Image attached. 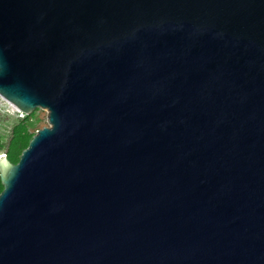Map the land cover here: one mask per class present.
<instances>
[{
    "label": "water",
    "instance_id": "obj_1",
    "mask_svg": "<svg viewBox=\"0 0 264 264\" xmlns=\"http://www.w3.org/2000/svg\"><path fill=\"white\" fill-rule=\"evenodd\" d=\"M0 264H264V0H0Z\"/></svg>",
    "mask_w": 264,
    "mask_h": 264
},
{
    "label": "rangeland",
    "instance_id": "obj_2",
    "mask_svg": "<svg viewBox=\"0 0 264 264\" xmlns=\"http://www.w3.org/2000/svg\"><path fill=\"white\" fill-rule=\"evenodd\" d=\"M45 118L46 111L43 109L35 108L25 115L12 110L8 103L0 98V157L10 164H15L24 150L23 144H28L36 130L47 127ZM1 190L0 183V192Z\"/></svg>",
    "mask_w": 264,
    "mask_h": 264
},
{
    "label": "bare ground",
    "instance_id": "obj_3",
    "mask_svg": "<svg viewBox=\"0 0 264 264\" xmlns=\"http://www.w3.org/2000/svg\"><path fill=\"white\" fill-rule=\"evenodd\" d=\"M8 105L12 108V110L17 111L12 105H10V104H8Z\"/></svg>",
    "mask_w": 264,
    "mask_h": 264
},
{
    "label": "trees",
    "instance_id": "obj_4",
    "mask_svg": "<svg viewBox=\"0 0 264 264\" xmlns=\"http://www.w3.org/2000/svg\"><path fill=\"white\" fill-rule=\"evenodd\" d=\"M26 146H27V143L26 144L24 143L22 146V150L25 149Z\"/></svg>",
    "mask_w": 264,
    "mask_h": 264
}]
</instances>
